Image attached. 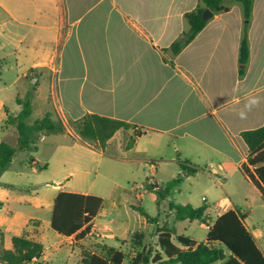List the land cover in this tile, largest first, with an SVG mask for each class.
Returning a JSON list of instances; mask_svg holds the SVG:
<instances>
[{"label":"crops","instance_id":"crops-1","mask_svg":"<svg viewBox=\"0 0 264 264\" xmlns=\"http://www.w3.org/2000/svg\"><path fill=\"white\" fill-rule=\"evenodd\" d=\"M200 3L0 0V144L18 148V132L6 125L7 115H18L22 106L17 100L33 90L31 117L37 113L41 120L52 113L67 128L65 133L43 135L34 152L18 150L0 176V252L12 250L13 238L25 235L43 245L42 257L31 264L69 262L77 256L83 264L84 251L98 256L106 248L130 252L132 238L139 234L140 251L153 250L156 255L158 228L169 223L182 235L175 221L161 226L141 204L147 192L161 187V170L172 172L163 186L181 174L180 163H186L200 169L196 175H206L222 187V193L210 190L212 202L203 198L207 221L213 217L210 210L217 214L216 220L228 211H239L264 253V197L241 171L250 154L242 134L264 126V0H254L249 22L240 3L214 14L193 41L174 54L172 45L190 30L187 15ZM246 25L250 57L241 75ZM45 86H50V94L40 97ZM254 98L258 103L249 108ZM241 111L246 118H240ZM89 114L145 131L137 137L132 129L122 130L100 148V156L115 162L116 170L142 171V184L123 192L118 185L110 191L79 192L70 189L72 173L57 184L43 178L46 167L62 173L69 165L81 164L75 154L80 146L100 147L83 143L72 127ZM152 175L155 179H150ZM62 192L103 199L82 240L51 228L55 201ZM129 208L145 210L151 220L141 214L132 221ZM154 223L155 243L150 247L141 231ZM172 241L176 243V238ZM63 245L69 246L68 251ZM225 255L226 260L216 264L230 258ZM161 258L155 264L167 260Z\"/></svg>","mask_w":264,"mask_h":264},{"label":"trees","instance_id":"trees-1","mask_svg":"<svg viewBox=\"0 0 264 264\" xmlns=\"http://www.w3.org/2000/svg\"><path fill=\"white\" fill-rule=\"evenodd\" d=\"M235 3L243 6L245 19L249 22L254 0H201L198 8L187 15L190 30L172 45L173 53L179 54L206 27L209 20L203 18L205 11L210 10L218 15L228 12ZM249 57L250 45L248 25H246L240 48L241 75L244 74ZM34 91L30 92L24 100H17L22 106V111L18 115H7L6 125L14 126L18 132V148L6 142L0 144V176L9 169L18 150L34 152L43 135L67 131L63 122L52 113H48L43 119L33 124L29 123ZM72 127L83 143L98 144L101 149H104L107 142L122 130L132 129L137 137L145 134L143 129L135 125L95 114H89L76 123H72ZM242 138L250 154L248 163L241 167V171L264 197V126L244 132ZM180 168L181 174L155 191L158 196V206L167 201L187 177L201 172L199 168H191L186 163H180ZM102 206L103 199L99 197L62 192L55 201L51 228L61 236L70 238L76 235L75 239L82 240L90 233L92 223ZM169 208L175 215V224L186 220L208 224L209 216L206 213L208 208L205 205L194 208L191 205L170 202ZM139 211L151 220L145 210L139 209ZM245 218V215L239 211H228L212 226H208L206 242L201 244L187 237L178 236L175 226L165 223L157 229L160 252L156 255L153 250L140 251L143 236L136 234L131 243L137 255L131 260L128 259V252L106 248L104 255L101 256L84 251L83 264H155L162 259V256L167 260L161 264H216L226 260L224 250L216 247V244L224 246L230 252V258L223 264H264V253L245 226ZM173 237L176 238V243L172 241ZM42 255L43 245L23 235L13 238L12 250L0 252V264H31Z\"/></svg>","mask_w":264,"mask_h":264},{"label":"rangeland","instance_id":"rangeland-1","mask_svg":"<svg viewBox=\"0 0 264 264\" xmlns=\"http://www.w3.org/2000/svg\"><path fill=\"white\" fill-rule=\"evenodd\" d=\"M38 93L40 97L49 96L50 86H45ZM38 118V114L35 113L32 117H30L29 123L33 124L36 120H38ZM91 148L92 149L80 146L76 149L75 154L82 161L81 164H78L77 166L69 165L62 173L56 167H46L44 171L42 170V172H44L42 174L43 178L50 180L53 184H57V180L62 179L64 175L72 173L73 180L70 189L79 192H89L91 190L110 191L117 185L120 186V191L123 192L125 190H130L131 186L135 183L142 184V171L138 172L132 169L116 170L113 166L115 162L106 159L104 160V158L100 156V147L93 146ZM171 174L172 172L168 170L160 171L158 176L160 186H162L161 182H164L163 180L165 178L172 176ZM150 179H155V175L150 176ZM75 184H77L76 187L74 186ZM210 190L215 193H222V187L219 184L209 181L206 175L191 176L186 179L179 186V188L176 189V191H174L172 196L169 198V201L164 202L160 207L157 205L158 196L152 191L145 194L144 201L141 205L142 208L148 212L151 218L162 226L165 221L169 220L171 223L175 221V215L171 213L169 208L170 202L178 205H187L190 204V202H194L198 206H202L204 204L203 198L209 199V202H212ZM47 191H51V188H47ZM123 208L124 207L122 206V209ZM129 210L131 212L132 221H134L138 215H141L139 209L129 208ZM210 211L213 217L208 224H204L200 221L193 223L190 221L178 222L177 229L179 234L198 243H205L208 235L207 226H211L217 218V214L213 210ZM156 227L157 225H155V223L149 224L147 230L141 231L145 236V244H150V247H154L152 245H154L155 239L154 237L152 238V234L155 232ZM63 247L66 251H68L69 246L66 247V245H63ZM133 247L134 246L132 245L131 249ZM221 248L227 255H230L227 248L224 246H221ZM66 262L67 260H59L54 261L51 264H80L79 256L73 257L69 262Z\"/></svg>","mask_w":264,"mask_h":264},{"label":"built area","instance_id":"built-area-1","mask_svg":"<svg viewBox=\"0 0 264 264\" xmlns=\"http://www.w3.org/2000/svg\"><path fill=\"white\" fill-rule=\"evenodd\" d=\"M32 81L34 84L37 82V77L36 75H32ZM141 187L137 188L136 190H139ZM137 251L132 250L131 252L128 253V259L131 260L132 258L136 257Z\"/></svg>","mask_w":264,"mask_h":264},{"label":"clouds","instance_id":"clouds-1","mask_svg":"<svg viewBox=\"0 0 264 264\" xmlns=\"http://www.w3.org/2000/svg\"><path fill=\"white\" fill-rule=\"evenodd\" d=\"M257 103H258V100L254 98V99H252L251 101H249V105H248V107L250 108L251 106H253V105L257 104ZM240 118H241V119L246 118V113H245L244 111H241V112H240Z\"/></svg>","mask_w":264,"mask_h":264},{"label":"water","instance_id":"water-1","mask_svg":"<svg viewBox=\"0 0 264 264\" xmlns=\"http://www.w3.org/2000/svg\"><path fill=\"white\" fill-rule=\"evenodd\" d=\"M213 12H211L210 10H207L205 11L204 15H203V18L204 20H209L213 17Z\"/></svg>","mask_w":264,"mask_h":264}]
</instances>
